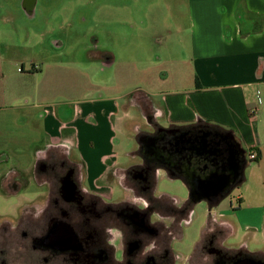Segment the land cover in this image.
<instances>
[{"label":"rangeland","instance_id":"rangeland-1","mask_svg":"<svg viewBox=\"0 0 264 264\" xmlns=\"http://www.w3.org/2000/svg\"><path fill=\"white\" fill-rule=\"evenodd\" d=\"M29 1L31 6L26 9L23 0H0V224L6 221L14 225L24 208L45 199L43 189L32 179V171L46 140L41 121L24 116L32 111L30 106L40 105L41 120L45 117L43 113L70 111L90 99L125 95L118 103L126 105L131 117L115 131L112 149L119 167L136 163L137 157L125 156L136 151L134 132L126 125L138 121L140 129L149 127L139 110L128 105L141 93L156 88L165 90L160 72L170 65L168 60L179 58L191 45V19L195 14V0ZM31 69L38 70L33 81L23 76ZM29 90H32L29 94L37 90L39 95L31 97L26 94ZM141 113L149 112L142 109ZM59 121L64 122L61 117ZM106 147V142L95 144L94 158ZM79 154L72 151L75 160ZM246 161L242 184L211 209L232 215L243 229L260 226L264 213V164L258 159L249 162L248 157ZM4 179L18 180L16 190L6 192L2 187ZM153 195L182 204L187 200L188 190L181 181L169 180L158 172ZM121 196L115 184L105 192L110 202ZM208 213L206 202L193 206L181 238L171 243L174 255L179 257L176 264H186L183 258L192 255ZM243 235L238 231L226 238L223 246L231 250L241 245L252 255H264L261 235L256 240ZM11 241L0 237V248L4 249L5 243ZM14 244L16 251L20 242L16 240ZM199 254L190 264H209ZM7 256L11 261L10 250Z\"/></svg>","mask_w":264,"mask_h":264},{"label":"crops","instance_id":"crops-1","mask_svg":"<svg viewBox=\"0 0 264 264\" xmlns=\"http://www.w3.org/2000/svg\"><path fill=\"white\" fill-rule=\"evenodd\" d=\"M26 1L23 0V6L27 9ZM193 9L191 45L179 58L168 60L170 65L160 72V83H164L165 90L156 88L141 93L128 105L139 110L149 129H140L138 121L126 127L134 132L135 139L140 133L153 135L159 128L196 134L193 128L201 126L204 131L209 127L220 133L231 132L245 151V159L249 152H254L258 162L264 164V0H195ZM38 70L31 69L23 76L33 81ZM36 92L29 95L36 98L39 95ZM124 96L86 100L70 111L43 113L45 117L41 120L40 105H31L32 111L24 116L41 121L46 140L37 157L45 149L60 145L80 152L77 161L92 190L105 195L110 184L104 182V177L121 168L115 162L113 135L131 117L126 105L118 103ZM252 108L258 119L249 116ZM142 109L149 113H141ZM60 117L64 122L59 121ZM101 142L107 143L106 150L95 159V144ZM135 145L138 150L136 141ZM132 153L125 156L131 158ZM154 168L155 174L163 172L169 180L181 181L169 177L162 168ZM211 215L232 229L231 237L242 231L247 239L251 236L256 240L257 235L264 239V213L260 226L244 229L232 215L216 210ZM205 228L206 224L201 236Z\"/></svg>","mask_w":264,"mask_h":264},{"label":"flooded vegetation","instance_id":"flooded-vegetation-1","mask_svg":"<svg viewBox=\"0 0 264 264\" xmlns=\"http://www.w3.org/2000/svg\"><path fill=\"white\" fill-rule=\"evenodd\" d=\"M26 5L31 6L29 0ZM136 157V163L104 177V182L121 190V198L110 202L109 197L91 190L71 149L60 145L41 152L32 179L43 189L45 199L24 208L14 225L0 224V237L12 240L5 243V250L0 248V264H176L179 257L171 243L181 238L194 204L188 198L182 204L175 199H157L153 195L155 168L137 149L131 154ZM17 184L16 179L2 181L8 193L16 190ZM208 205L203 237L192 255L183 258L186 264L193 263L199 253L209 264H220V260L234 264L237 259L264 264V255H252L244 247L230 250L223 246L232 229L212 218L215 199ZM16 240L20 246L14 251Z\"/></svg>","mask_w":264,"mask_h":264},{"label":"water","instance_id":"water-1","mask_svg":"<svg viewBox=\"0 0 264 264\" xmlns=\"http://www.w3.org/2000/svg\"><path fill=\"white\" fill-rule=\"evenodd\" d=\"M157 129L153 135L140 133L135 141L138 155L153 167L164 169L171 178L180 179L192 204L215 199L218 204L244 180L245 151L231 132ZM211 137L212 141H208ZM216 142H213L216 140ZM223 146V148H221ZM239 257V256H237ZM223 264L222 260L219 261ZM234 264H263L252 259H237Z\"/></svg>","mask_w":264,"mask_h":264},{"label":"built area","instance_id":"built-area-1","mask_svg":"<svg viewBox=\"0 0 264 264\" xmlns=\"http://www.w3.org/2000/svg\"><path fill=\"white\" fill-rule=\"evenodd\" d=\"M249 116L250 117H252V118H255V116H256V110L255 109H250L249 110ZM247 157H248V159H249V161H254V160H257V155H256V153H252V152H250L248 155H247Z\"/></svg>","mask_w":264,"mask_h":264},{"label":"trees","instance_id":"trees-1","mask_svg":"<svg viewBox=\"0 0 264 264\" xmlns=\"http://www.w3.org/2000/svg\"><path fill=\"white\" fill-rule=\"evenodd\" d=\"M249 162H251V161H249ZM238 201L240 202L241 200H240V199H238Z\"/></svg>","mask_w":264,"mask_h":264}]
</instances>
